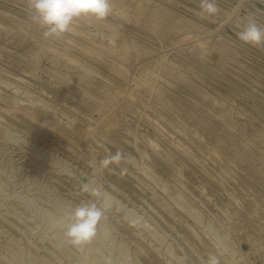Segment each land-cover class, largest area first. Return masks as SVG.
<instances>
[{"label": "rangeland", "instance_id": "374dc122", "mask_svg": "<svg viewBox=\"0 0 264 264\" xmlns=\"http://www.w3.org/2000/svg\"><path fill=\"white\" fill-rule=\"evenodd\" d=\"M108 2L57 38L0 0V264H264V0Z\"/></svg>", "mask_w": 264, "mask_h": 264}, {"label": "clouds", "instance_id": "9594fccd", "mask_svg": "<svg viewBox=\"0 0 264 264\" xmlns=\"http://www.w3.org/2000/svg\"><path fill=\"white\" fill-rule=\"evenodd\" d=\"M27 6L33 21L45 29L44 36L57 38L69 30L75 18L91 15L102 20L110 12L108 0H28ZM200 7L203 13L218 12L215 0H201ZM238 36L245 43L264 45V29L254 19L249 20ZM101 217L102 211L95 203L77 205L69 214L67 238L73 244L89 241L95 235Z\"/></svg>", "mask_w": 264, "mask_h": 264}, {"label": "bare ground", "instance_id": "6f19581e", "mask_svg": "<svg viewBox=\"0 0 264 264\" xmlns=\"http://www.w3.org/2000/svg\"><path fill=\"white\" fill-rule=\"evenodd\" d=\"M120 14H121V13H120ZM110 27H111V26H110ZM114 33H115V32H114ZM113 35H114V34H113ZM114 42H115V41H114ZM93 44H95V43H93ZM87 188L90 189L89 187H87ZM105 203H106V202H105ZM175 204L178 205V201L175 200ZM179 207H180V206H179ZM118 210H119V209H118ZM126 212H127V211H126ZM128 215H130V214H128ZM128 217H129V216H128ZM136 225H138V222H136Z\"/></svg>", "mask_w": 264, "mask_h": 264}]
</instances>
